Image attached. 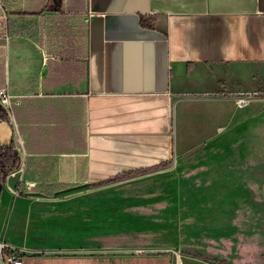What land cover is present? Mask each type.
Instances as JSON below:
<instances>
[{
	"label": "crops",
	"instance_id": "crops-1",
	"mask_svg": "<svg viewBox=\"0 0 264 264\" xmlns=\"http://www.w3.org/2000/svg\"><path fill=\"white\" fill-rule=\"evenodd\" d=\"M1 1L0 88L19 102L0 145L17 132L27 153L22 192L18 175L0 191L6 251L23 264H180L149 249L139 187L177 162L180 120L194 117L224 175L237 99L252 109L264 90V0Z\"/></svg>",
	"mask_w": 264,
	"mask_h": 264
},
{
	"label": "rangeland",
	"instance_id": "rangeland-1",
	"mask_svg": "<svg viewBox=\"0 0 264 264\" xmlns=\"http://www.w3.org/2000/svg\"><path fill=\"white\" fill-rule=\"evenodd\" d=\"M259 92L251 110L237 105L242 132L227 139L221 177L218 160L203 147L198 117L180 120L179 143L189 136L183 154L139 187L143 213L156 230L148 233L156 240L149 249L168 251L180 264H264V90Z\"/></svg>",
	"mask_w": 264,
	"mask_h": 264
},
{
	"label": "built area",
	"instance_id": "built-area-1",
	"mask_svg": "<svg viewBox=\"0 0 264 264\" xmlns=\"http://www.w3.org/2000/svg\"><path fill=\"white\" fill-rule=\"evenodd\" d=\"M8 27H9V14L8 10L4 4L0 0V30L3 31V36L5 40H8ZM19 102L15 99V97L9 92L7 87L0 88V108L4 110V112L7 114V116L12 115V107L13 104ZM247 103V100L245 98H238L237 99V105L242 107ZM13 149L18 154V157L20 159L19 166L14 169L13 171L8 173V177L10 175H18L19 181L18 185L15 186L13 189L14 193L20 194L22 192V182L24 181L23 175H24V161L27 156L24 142L19 135V133L15 132L13 137V143H12ZM7 178V177H6ZM31 183L28 184V188H31ZM7 245L5 242L0 241V264H23V258L20 255H17L14 251L6 252ZM140 252H146V250H140Z\"/></svg>",
	"mask_w": 264,
	"mask_h": 264
},
{
	"label": "trees",
	"instance_id": "trees-1",
	"mask_svg": "<svg viewBox=\"0 0 264 264\" xmlns=\"http://www.w3.org/2000/svg\"><path fill=\"white\" fill-rule=\"evenodd\" d=\"M8 116L2 108H0V120H7ZM20 164L18 154L13 149V146L0 145V182L5 183L9 172L16 169ZM9 252V251H6Z\"/></svg>",
	"mask_w": 264,
	"mask_h": 264
},
{
	"label": "water",
	"instance_id": "water-1",
	"mask_svg": "<svg viewBox=\"0 0 264 264\" xmlns=\"http://www.w3.org/2000/svg\"><path fill=\"white\" fill-rule=\"evenodd\" d=\"M2 186H3V184L0 182V191H1V189H2Z\"/></svg>",
	"mask_w": 264,
	"mask_h": 264
}]
</instances>
